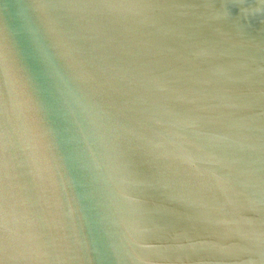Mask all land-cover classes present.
Masks as SVG:
<instances>
[{
	"label": "water",
	"instance_id": "95a60500",
	"mask_svg": "<svg viewBox=\"0 0 264 264\" xmlns=\"http://www.w3.org/2000/svg\"><path fill=\"white\" fill-rule=\"evenodd\" d=\"M149 3L0 0L5 264H264V0Z\"/></svg>",
	"mask_w": 264,
	"mask_h": 264
},
{
	"label": "snow or ice",
	"instance_id": "6c2138e0",
	"mask_svg": "<svg viewBox=\"0 0 264 264\" xmlns=\"http://www.w3.org/2000/svg\"><path fill=\"white\" fill-rule=\"evenodd\" d=\"M109 0H91V3L103 6ZM60 4L64 0H59ZM149 6H162V0H150ZM9 201L7 191L3 184H0V264H5V261L12 255L27 249L28 241L20 234H12L8 223Z\"/></svg>",
	"mask_w": 264,
	"mask_h": 264
}]
</instances>
